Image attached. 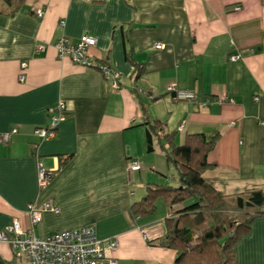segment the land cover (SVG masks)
Listing matches in <instances>:
<instances>
[{
    "label": "crops",
    "instance_id": "obj_1",
    "mask_svg": "<svg viewBox=\"0 0 264 264\" xmlns=\"http://www.w3.org/2000/svg\"><path fill=\"white\" fill-rule=\"evenodd\" d=\"M83 35L96 39L92 65L118 73L117 89L94 68L57 59L58 40ZM132 63L143 69L138 77ZM170 85L208 105L173 101ZM59 101L65 119L41 140L34 131L49 125ZM144 119L164 122L176 146L190 134H217L203 178L224 196H264V0H24L12 15L0 3V136L16 130L0 142V231L12 221L28 230L26 206L50 197L59 213H43L34 237L91 225L104 249L116 241L105 254L118 264H174L175 251L154 242L183 205L158 199L153 214L131 213L145 185L173 180L162 154L145 151ZM129 160L140 169L128 172ZM38 163L52 174L41 193ZM235 251L236 264H264V218ZM0 264L27 263L0 243Z\"/></svg>",
    "mask_w": 264,
    "mask_h": 264
},
{
    "label": "trees",
    "instance_id": "obj_2",
    "mask_svg": "<svg viewBox=\"0 0 264 264\" xmlns=\"http://www.w3.org/2000/svg\"><path fill=\"white\" fill-rule=\"evenodd\" d=\"M23 2L0 0L8 15L16 13ZM101 63L106 62L97 65ZM132 64L138 77L143 69ZM142 126L146 153L158 150L174 170L175 178L173 185H145L144 195L131 205V213L153 214L158 199L169 209L183 205L164 220V235L154 245L175 251L174 264H236L238 240L254 220L264 218V196L255 192L224 196L203 178L204 172L213 168L206 157L217 134H190L176 146L174 132H167L164 122L144 119Z\"/></svg>",
    "mask_w": 264,
    "mask_h": 264
},
{
    "label": "built area",
    "instance_id": "obj_3",
    "mask_svg": "<svg viewBox=\"0 0 264 264\" xmlns=\"http://www.w3.org/2000/svg\"><path fill=\"white\" fill-rule=\"evenodd\" d=\"M233 10L238 11L236 6ZM38 18L40 13H36ZM96 46V39L83 35L75 44L66 39L58 40L53 48L58 60L67 59L73 65L82 68H94L97 70L102 79L107 81L111 89H117L119 75L108 64L101 63L92 65L90 61L89 51ZM39 51L42 47L37 48ZM155 51L164 49L162 43L153 45ZM239 59L238 55L229 57L230 62H235ZM26 68V63H20V75L18 81L23 82V71ZM167 92L172 94L173 101H186L193 105L205 107L208 101L198 103L195 96L187 91H178L175 86L170 85ZM223 101V100H220ZM65 105L59 101L52 109L49 118V125L45 128L35 129L34 135L41 140H49L54 138L56 126L65 119ZM232 125V123L230 124ZM181 131V127H178ZM16 133L15 129L0 136V142L6 144L9 142L12 135ZM140 169L136 160L127 162V171L135 172ZM52 178V174L46 171L41 164L36 166V184L38 193H41L47 188L48 183ZM52 213L58 215L59 209L54 204L52 198L47 197L45 200L26 206V214L29 217L30 228L22 230L16 221H12L5 229L0 231V243L6 244L12 251L13 257L17 260H23L27 264H118L115 259H112L105 254V250L114 251L117 248L115 240L108 241L106 248L97 240L94 227L91 225L77 228L74 230L55 233L45 239H38L33 236L32 227L41 221L43 213ZM145 238V235L143 234Z\"/></svg>",
    "mask_w": 264,
    "mask_h": 264
},
{
    "label": "rangeland",
    "instance_id": "obj_4",
    "mask_svg": "<svg viewBox=\"0 0 264 264\" xmlns=\"http://www.w3.org/2000/svg\"><path fill=\"white\" fill-rule=\"evenodd\" d=\"M171 171H172V174H173L171 176H173V178H175V172H174V170L172 169ZM168 184L173 185L174 184V181L171 180V182H169Z\"/></svg>",
    "mask_w": 264,
    "mask_h": 264
}]
</instances>
